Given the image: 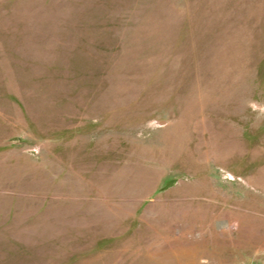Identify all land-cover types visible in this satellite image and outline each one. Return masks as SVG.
Masks as SVG:
<instances>
[{
  "label": "rangeland",
  "instance_id": "rangeland-1",
  "mask_svg": "<svg viewBox=\"0 0 264 264\" xmlns=\"http://www.w3.org/2000/svg\"><path fill=\"white\" fill-rule=\"evenodd\" d=\"M0 264H264V0H0Z\"/></svg>",
  "mask_w": 264,
  "mask_h": 264
}]
</instances>
